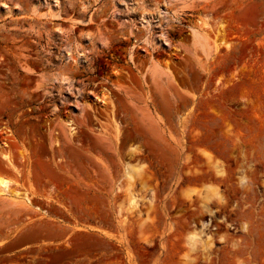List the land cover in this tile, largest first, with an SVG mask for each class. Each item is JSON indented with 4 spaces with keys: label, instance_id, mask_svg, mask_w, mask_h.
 I'll list each match as a JSON object with an SVG mask.
<instances>
[{
    "label": "rangeland",
    "instance_id": "rangeland-1",
    "mask_svg": "<svg viewBox=\"0 0 264 264\" xmlns=\"http://www.w3.org/2000/svg\"><path fill=\"white\" fill-rule=\"evenodd\" d=\"M0 180V264H264V0H0Z\"/></svg>",
    "mask_w": 264,
    "mask_h": 264
},
{
    "label": "bare ground",
    "instance_id": "bare-ground-1",
    "mask_svg": "<svg viewBox=\"0 0 264 264\" xmlns=\"http://www.w3.org/2000/svg\"><path fill=\"white\" fill-rule=\"evenodd\" d=\"M5 186H6V183L4 181L0 180V191H4Z\"/></svg>",
    "mask_w": 264,
    "mask_h": 264
},
{
    "label": "water",
    "instance_id": "water-1",
    "mask_svg": "<svg viewBox=\"0 0 264 264\" xmlns=\"http://www.w3.org/2000/svg\"><path fill=\"white\" fill-rule=\"evenodd\" d=\"M82 23H85L84 21H82ZM76 54H79V52L77 51Z\"/></svg>",
    "mask_w": 264,
    "mask_h": 264
}]
</instances>
